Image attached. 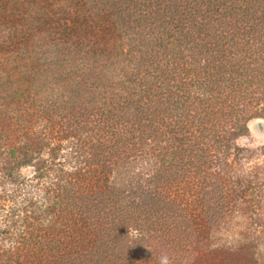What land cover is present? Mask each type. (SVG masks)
I'll return each instance as SVG.
<instances>
[{
  "label": "trees",
  "instance_id": "obj_1",
  "mask_svg": "<svg viewBox=\"0 0 264 264\" xmlns=\"http://www.w3.org/2000/svg\"><path fill=\"white\" fill-rule=\"evenodd\" d=\"M0 55V264H196L264 177V0H0Z\"/></svg>",
  "mask_w": 264,
  "mask_h": 264
},
{
  "label": "rangeland",
  "instance_id": "obj_2",
  "mask_svg": "<svg viewBox=\"0 0 264 264\" xmlns=\"http://www.w3.org/2000/svg\"><path fill=\"white\" fill-rule=\"evenodd\" d=\"M58 6L60 4H56V8ZM46 10L48 9L41 4H32L30 7L31 14L43 20L41 24L48 22V19L46 21L43 19L44 15H40L41 13L46 14L44 12ZM38 43L40 44V41ZM36 49L41 53L40 56L43 55V50L46 56L50 55V50H56L54 47H50L48 51L47 47H43L42 50L41 45H38ZM6 53L3 51V54L8 57L9 54ZM27 68L30 71L37 69L33 65ZM18 69L14 64H9L7 67V70L12 71H18ZM23 89H27V86ZM248 128L246 134L235 140V144L250 149L242 152L241 155L245 157L244 162L247 169H254L258 165L264 166V117L252 118L248 123ZM34 170L35 167L31 166L24 168L22 173L25 176H32ZM246 186L245 198H248L244 199L246 202L238 199V204L226 214L228 220L213 225V230L209 231L210 233L205 238L196 241L195 250H193L197 254L196 264H264V177L253 178ZM153 247L156 253L159 250L161 254H164L165 251L161 247ZM166 251L168 254L171 253V249H166Z\"/></svg>",
  "mask_w": 264,
  "mask_h": 264
},
{
  "label": "clouds",
  "instance_id": "obj_3",
  "mask_svg": "<svg viewBox=\"0 0 264 264\" xmlns=\"http://www.w3.org/2000/svg\"><path fill=\"white\" fill-rule=\"evenodd\" d=\"M161 264H168L167 257L162 258Z\"/></svg>",
  "mask_w": 264,
  "mask_h": 264
}]
</instances>
